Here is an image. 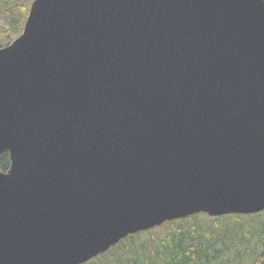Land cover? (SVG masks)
<instances>
[{
	"label": "water",
	"instance_id": "95a60500",
	"mask_svg": "<svg viewBox=\"0 0 264 264\" xmlns=\"http://www.w3.org/2000/svg\"><path fill=\"white\" fill-rule=\"evenodd\" d=\"M3 153L0 264L263 212L264 0H33L0 49Z\"/></svg>",
	"mask_w": 264,
	"mask_h": 264
},
{
	"label": "trees",
	"instance_id": "16d2710c",
	"mask_svg": "<svg viewBox=\"0 0 264 264\" xmlns=\"http://www.w3.org/2000/svg\"><path fill=\"white\" fill-rule=\"evenodd\" d=\"M9 167V155L1 154L0 171ZM262 215L196 214L167 222L128 236L85 264H264Z\"/></svg>",
	"mask_w": 264,
	"mask_h": 264
},
{
	"label": "rangeland",
	"instance_id": "374dc122",
	"mask_svg": "<svg viewBox=\"0 0 264 264\" xmlns=\"http://www.w3.org/2000/svg\"><path fill=\"white\" fill-rule=\"evenodd\" d=\"M32 2L33 0H0V49L10 45L22 34ZM243 221L250 224L248 222L251 220L245 218ZM245 230H250V226H245Z\"/></svg>",
	"mask_w": 264,
	"mask_h": 264
}]
</instances>
